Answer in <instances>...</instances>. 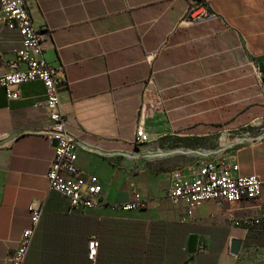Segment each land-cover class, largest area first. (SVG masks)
Wrapping results in <instances>:
<instances>
[{
	"label": "crops",
	"instance_id": "obj_1",
	"mask_svg": "<svg viewBox=\"0 0 264 264\" xmlns=\"http://www.w3.org/2000/svg\"><path fill=\"white\" fill-rule=\"evenodd\" d=\"M191 1L26 0L61 79L76 165L101 195L95 207L74 211L49 189L54 144L43 83H22L17 99L0 87V264H9L29 226L30 204L43 212L26 264H264L253 241L264 230L235 224L264 213V185L258 199L194 207L167 196L171 172L189 173L203 156L232 160L234 174L264 183V0H206L219 17L186 24ZM20 46L0 22V73ZM139 123L149 141L136 146ZM134 191L144 206L115 207ZM233 239L241 241L237 254Z\"/></svg>",
	"mask_w": 264,
	"mask_h": 264
},
{
	"label": "built area",
	"instance_id": "obj_2",
	"mask_svg": "<svg viewBox=\"0 0 264 264\" xmlns=\"http://www.w3.org/2000/svg\"><path fill=\"white\" fill-rule=\"evenodd\" d=\"M206 0L191 1L183 21L186 24H198L218 18ZM0 22L20 36L21 46L14 52L8 62V69L0 73V87L6 89L8 99L20 96L22 83L40 80L45 88L44 106L48 111L52 125L46 131L48 138L56 140L53 155L46 178L49 189L58 191L69 200L74 211H84L99 204L101 186L86 181L76 165L77 145L75 136L69 130V122L61 112L58 97V84L61 79L53 66L45 60L41 40L45 33L34 28L26 0H0ZM149 141V135L142 123L135 130L134 144L141 146ZM238 165L222 157L203 156L196 161V167L186 173L181 168L170 174V186L167 192L172 202L183 200L188 207L198 206L208 200L238 201L241 199H258L262 196L263 181L257 174L237 175L234 171ZM139 193L134 191L133 198L115 207L131 210L144 206ZM30 224L22 232L20 242L10 255L9 264H26L25 258L32 236L41 218V205L28 206ZM245 227H261L264 230V213L246 216L235 222ZM87 256L94 261L97 255L98 241H88Z\"/></svg>",
	"mask_w": 264,
	"mask_h": 264
},
{
	"label": "rangeland",
	"instance_id": "obj_3",
	"mask_svg": "<svg viewBox=\"0 0 264 264\" xmlns=\"http://www.w3.org/2000/svg\"><path fill=\"white\" fill-rule=\"evenodd\" d=\"M263 67H264V62H263ZM262 82L264 83V76H262ZM264 108V106H262ZM260 130H259V134L261 136H264V118H262L261 120V124H260ZM201 147H207V146H201ZM254 243L260 247V254L264 257V231H255L254 232V239H253Z\"/></svg>",
	"mask_w": 264,
	"mask_h": 264
},
{
	"label": "water",
	"instance_id": "obj_4",
	"mask_svg": "<svg viewBox=\"0 0 264 264\" xmlns=\"http://www.w3.org/2000/svg\"><path fill=\"white\" fill-rule=\"evenodd\" d=\"M192 1H196V0H192ZM57 141L53 140V144L56 145ZM241 241L238 239H233L231 241V245H230V252L232 254H237L239 251V247H240ZM187 251L188 252H193L194 251V242H193V238L190 237L187 243Z\"/></svg>",
	"mask_w": 264,
	"mask_h": 264
}]
</instances>
